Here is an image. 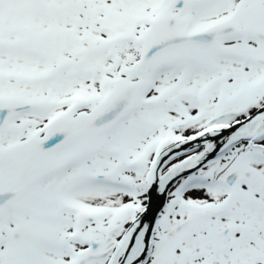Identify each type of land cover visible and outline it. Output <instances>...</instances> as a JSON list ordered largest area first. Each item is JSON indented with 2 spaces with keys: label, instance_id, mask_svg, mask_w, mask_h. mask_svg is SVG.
<instances>
[{
  "label": "snow or ice",
  "instance_id": "6c2138e0",
  "mask_svg": "<svg viewBox=\"0 0 264 264\" xmlns=\"http://www.w3.org/2000/svg\"><path fill=\"white\" fill-rule=\"evenodd\" d=\"M0 264H264V0H0Z\"/></svg>",
  "mask_w": 264,
  "mask_h": 264
}]
</instances>
